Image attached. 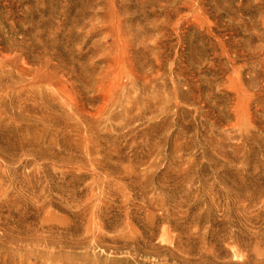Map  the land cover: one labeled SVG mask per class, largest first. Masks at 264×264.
<instances>
[{
    "label": "rangeland",
    "instance_id": "1",
    "mask_svg": "<svg viewBox=\"0 0 264 264\" xmlns=\"http://www.w3.org/2000/svg\"><path fill=\"white\" fill-rule=\"evenodd\" d=\"M0 264H264V0H0Z\"/></svg>",
    "mask_w": 264,
    "mask_h": 264
}]
</instances>
